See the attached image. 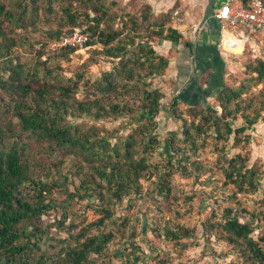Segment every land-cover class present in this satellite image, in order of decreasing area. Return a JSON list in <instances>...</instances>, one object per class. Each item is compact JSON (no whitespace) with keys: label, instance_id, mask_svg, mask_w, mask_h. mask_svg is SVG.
Returning a JSON list of instances; mask_svg holds the SVG:
<instances>
[{"label":"trees","instance_id":"16d2710c","mask_svg":"<svg viewBox=\"0 0 264 264\" xmlns=\"http://www.w3.org/2000/svg\"><path fill=\"white\" fill-rule=\"evenodd\" d=\"M179 7L176 3L155 14L150 3L135 13L115 0H0V264H117L110 258V245L119 235V229L111 227L115 222L112 206L143 193L142 180L152 167L150 155L162 144L157 118L164 94L152 79L164 76L170 65L171 57L161 51L162 44L178 46L186 41L174 26ZM40 9L47 13V21L51 16L59 20L57 29L41 26ZM77 30L87 35L82 43L48 49L51 41ZM230 35V42L245 45ZM80 46L107 60L110 69L94 79L83 73L77 77L62 73L60 59ZM230 46L225 49L237 54L238 49ZM20 47L34 51L35 57H22ZM249 68L257 80H264V55ZM244 89L224 81L206 88L199 85L190 101L184 93L185 101L175 95L172 112L183 101L191 107L192 120L181 117L186 144L176 142L173 132L164 146L167 153L186 159L190 151H198V138L213 137L218 143L234 136L235 144L249 142L248 135L242 134L264 113V88L254 113L249 110L252 102L243 105ZM210 97L220 102L221 113L208 101ZM237 115L243 123L234 127L230 121ZM119 119H127L132 126L128 134L121 133L126 128L123 123L113 128L99 124ZM222 161L226 182L238 192L261 188L262 169L248 166L242 153L224 156ZM193 164L200 168L198 162ZM157 188L168 197L170 180L160 174ZM56 192L65 196L59 204L62 208L87 200L99 217L67 229L65 221L59 220V230H66L69 237L55 240L59 250L48 257L42 240L45 235L54 237L38 222L58 208ZM240 213L249 218L242 220ZM256 220H262L261 213L226 207L221 221L205 223L208 234L227 245L224 254L234 256L228 264H264V228L255 237ZM162 229L163 237L175 243L194 234L193 229L169 220ZM37 251H42L43 261L34 258ZM99 259L103 261L98 263ZM140 260L131 247L129 257L119 264H139Z\"/></svg>","mask_w":264,"mask_h":264},{"label":"rangeland","instance_id":"374dc122","mask_svg":"<svg viewBox=\"0 0 264 264\" xmlns=\"http://www.w3.org/2000/svg\"><path fill=\"white\" fill-rule=\"evenodd\" d=\"M115 1H119L122 5L127 6L128 11L135 13H140L143 5L150 3L155 14L168 11L176 3H179L180 7L186 3V0ZM161 2H164L162 6H160ZM56 7L59 9L60 5H56ZM40 15L42 18L41 26L44 29L50 26L58 28L59 20L51 16V19L47 21V13L43 9H40ZM36 36L40 37L39 34ZM232 37L229 35V38ZM32 41H36V39ZM165 45L167 44L164 42L161 51L174 58L175 54L165 51L167 49ZM95 47L100 46L93 48ZM231 47L238 50L237 54H228L231 63L226 69L225 83L236 89L245 86L241 99L245 102L243 105L252 102L253 106L249 110L254 113L255 106H259L261 100L260 92L264 88V80H257V74L250 70L249 65L256 63L257 59L263 57L264 46L259 40L254 39L246 45L236 42ZM19 51L21 53H18L22 57H27L29 60L35 57L34 51H27L21 47ZM60 65L62 73L68 77H77L78 73H83L85 78L91 77L92 79L100 76L102 72L111 67L107 60L102 57H95L90 47L86 46H80L69 57L60 59ZM206 80L207 77L204 75L201 83H205ZM152 84L164 94L161 111L157 118L162 144L150 155L152 167L142 180L143 193L112 206L115 222L112 223L111 227L116 230L119 229V235L115 242L110 245V258L113 263L119 264L122 258L127 259L129 257L131 247H135L141 257L139 264H161L163 260L166 264H228L232 262L234 256L224 254V251L228 249L227 245L216 240L215 236H210L206 231L205 223L207 221H221L225 208L234 207L238 211L244 208L250 212L261 213L262 220L254 221L255 237L264 228V113L256 124L242 134V137L248 135L249 142L243 140L241 143L235 144L234 136L228 142L221 141L218 143L213 137L198 138V151H190L186 159H181L180 155H169L164 146L166 140L174 135L173 132H176V142L186 144L182 140L184 122L181 117L190 122L192 120L191 107L183 102L185 101L183 100V92L177 94L178 92L175 90L177 81L171 77L168 69L164 76L154 77ZM81 92H83V88H81ZM175 95H180L183 101L179 102L176 113H173L170 107ZM208 101L221 113L220 102L217 101L216 97H210ZM195 109L197 110V108ZM5 116H10V114L3 113V117ZM230 122L234 127L241 126L243 118L237 115ZM121 123L126 126L121 133L128 134L132 126L127 123V119L108 120L99 124L113 128ZM189 146L187 144V147ZM238 153H242L248 158V166L256 165L263 171L262 186L257 192H238L234 184L226 182L224 172L226 163L222 161L223 157L230 158ZM72 162L73 160L69 161V165H72ZM193 162H198L200 168L197 169ZM167 173L168 176H166ZM160 174L170 180L171 193L168 197H164L157 188ZM53 197H55L58 205L65 199V196L58 192L54 193ZM89 203L87 200H75L66 209L59 205L58 208L52 209L42 217L38 224L43 230L48 231L51 237H54L51 239L45 235L42 240V251H46V256H52L59 250L58 242L55 243L57 240L69 237L66 230H59V220L65 221V228L67 229L73 223H82L83 220L89 222L99 217V214L90 207ZM65 212L67 217H64ZM240 215L242 220L249 218L248 214L240 213ZM167 220L193 229V236L185 238L179 243L167 241L163 237L164 231L162 229ZM55 244L57 245L56 248L53 247ZM42 251H37L34 254L36 260L43 261L45 259L41 258ZM102 261L103 259H99L98 263Z\"/></svg>","mask_w":264,"mask_h":264},{"label":"crops","instance_id":"0c3cea01","mask_svg":"<svg viewBox=\"0 0 264 264\" xmlns=\"http://www.w3.org/2000/svg\"><path fill=\"white\" fill-rule=\"evenodd\" d=\"M219 3L220 0H186L174 18V26L183 33L186 41L178 46L165 45L166 52L175 54L168 71L177 81L176 92H183L187 101L192 99L199 85L206 88L224 82L231 63L228 54L233 52L226 50L225 45H235V42L228 40L231 32L223 31L214 16ZM160 4L162 6L164 2ZM204 75L209 81L201 84ZM193 79L197 83L194 84Z\"/></svg>","mask_w":264,"mask_h":264},{"label":"built area","instance_id":"2783aa9c","mask_svg":"<svg viewBox=\"0 0 264 264\" xmlns=\"http://www.w3.org/2000/svg\"><path fill=\"white\" fill-rule=\"evenodd\" d=\"M214 16L223 31L245 40V45L256 39L264 46V0H252L249 4L243 0H220ZM86 39L87 35L77 30L51 41L49 49L78 45Z\"/></svg>","mask_w":264,"mask_h":264},{"label":"bare ground","instance_id":"6f19581e","mask_svg":"<svg viewBox=\"0 0 264 264\" xmlns=\"http://www.w3.org/2000/svg\"><path fill=\"white\" fill-rule=\"evenodd\" d=\"M243 42H246L245 40L242 39Z\"/></svg>","mask_w":264,"mask_h":264}]
</instances>
